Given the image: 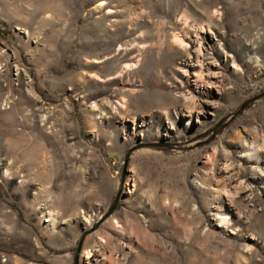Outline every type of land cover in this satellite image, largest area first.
<instances>
[{
  "label": "rangeland",
  "instance_id": "obj_1",
  "mask_svg": "<svg viewBox=\"0 0 264 264\" xmlns=\"http://www.w3.org/2000/svg\"><path fill=\"white\" fill-rule=\"evenodd\" d=\"M0 264H264V0H0Z\"/></svg>",
  "mask_w": 264,
  "mask_h": 264
},
{
  "label": "bare ground",
  "instance_id": "obj_2",
  "mask_svg": "<svg viewBox=\"0 0 264 264\" xmlns=\"http://www.w3.org/2000/svg\"><path fill=\"white\" fill-rule=\"evenodd\" d=\"M199 75H195V80L196 81H199ZM246 153H247V155L245 156V157H249V156H251V157H254V158H256V159H258L259 158V156H258V151H254V150H251V149H248V150H246ZM88 258V257H87Z\"/></svg>",
  "mask_w": 264,
  "mask_h": 264
},
{
  "label": "built area",
  "instance_id": "obj_3",
  "mask_svg": "<svg viewBox=\"0 0 264 264\" xmlns=\"http://www.w3.org/2000/svg\"><path fill=\"white\" fill-rule=\"evenodd\" d=\"M50 223V219L49 218H44L43 220H42V224L43 225H47V224H49Z\"/></svg>",
  "mask_w": 264,
  "mask_h": 264
}]
</instances>
